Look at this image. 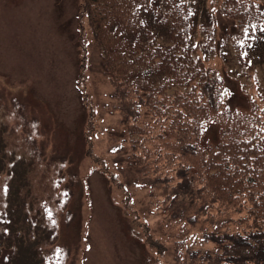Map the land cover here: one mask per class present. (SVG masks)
Wrapping results in <instances>:
<instances>
[{
    "label": "trees",
    "instance_id": "16d2710c",
    "mask_svg": "<svg viewBox=\"0 0 264 264\" xmlns=\"http://www.w3.org/2000/svg\"><path fill=\"white\" fill-rule=\"evenodd\" d=\"M221 12L249 43L264 27L255 0H225ZM77 16L79 43L87 18L117 102L112 146L126 145V165L133 184L147 190L153 224L129 184L93 153L92 111L87 152L121 192L131 229L149 249L146 264H264V95L251 97L246 110L228 105L222 75L195 56L207 29L188 0H79ZM85 81L81 70L88 106ZM210 123L218 126L216 139L207 137Z\"/></svg>",
    "mask_w": 264,
    "mask_h": 264
},
{
    "label": "rangeland",
    "instance_id": "374dc122",
    "mask_svg": "<svg viewBox=\"0 0 264 264\" xmlns=\"http://www.w3.org/2000/svg\"><path fill=\"white\" fill-rule=\"evenodd\" d=\"M192 1L200 21L207 22L211 0ZM78 5L79 0H0V264H48V258L50 264H146L149 249L131 233L118 189L87 154V112L77 88ZM223 19L224 27L232 21ZM82 22L83 33L89 32V107L99 115L93 152L119 172L135 206L153 222L157 216L146 213L147 191L133 184L124 150L111 151L117 114L101 51L87 19ZM158 30L167 37V29ZM261 52L264 44L250 52L259 63L255 80L240 76L244 64L231 54L225 65L217 63L228 75L232 107L248 105L243 84L252 93L254 85L264 89ZM217 130L209 124L207 137L216 139Z\"/></svg>",
    "mask_w": 264,
    "mask_h": 264
}]
</instances>
